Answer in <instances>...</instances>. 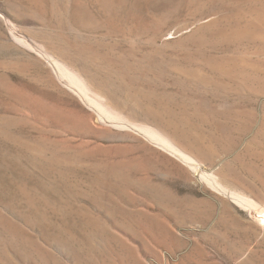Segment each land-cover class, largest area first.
I'll return each instance as SVG.
<instances>
[{
  "label": "rangeland",
  "instance_id": "obj_1",
  "mask_svg": "<svg viewBox=\"0 0 264 264\" xmlns=\"http://www.w3.org/2000/svg\"><path fill=\"white\" fill-rule=\"evenodd\" d=\"M261 5L0 0V214L22 228L0 217V253L10 243L19 264H264V231L201 176L264 208ZM42 53L75 66L126 125L105 121Z\"/></svg>",
  "mask_w": 264,
  "mask_h": 264
},
{
  "label": "bare ground",
  "instance_id": "obj_2",
  "mask_svg": "<svg viewBox=\"0 0 264 264\" xmlns=\"http://www.w3.org/2000/svg\"><path fill=\"white\" fill-rule=\"evenodd\" d=\"M79 1V0H78ZM255 1H260L261 3H264V0H255ZM186 4V3H185ZM140 8V7H139ZM147 10V9H146ZM256 12V16L259 18V20L264 23V5L261 7L256 8L255 10ZM256 21V19H255ZM255 21H252V23H255ZM260 22V23H261ZM259 23V24H260ZM258 24V23H256ZM246 26V25H245ZM253 26V25H252ZM74 28V27H73ZM250 28V27H249ZM256 28V26H255ZM241 29V28H240ZM248 29V28H247ZM251 30H253V28H251ZM250 30V31H251ZM247 31V30H246ZM258 31V30H257ZM253 33V32H252ZM262 33V32H261ZM256 34V33H255ZM246 35H252L250 34H246ZM254 35V34H253ZM258 35V34H257ZM30 47L31 45L28 44ZM33 45V44H32ZM35 49H37L36 47H34ZM43 48V47H42ZM44 49V48H43ZM48 50V48H45ZM86 48H84L83 50H85ZM40 50L41 49H37ZM82 50V49H81ZM65 51V50H64ZM38 52V51H37ZM86 52V51H84ZM39 53V52H38ZM51 53V52H48ZM48 53H42V56H45V58L48 59V61H50V64H52V66L55 68V70L58 71V73L60 74L61 77H64L63 79H67V83H69V86L71 88H73L74 90H76L82 97H86L88 99V101L90 103H93L97 108L96 110H98L100 116L107 121V118L112 120L111 122H113L114 124L118 125V126H125L126 123L124 121V123L118 121L121 120V117L119 116V114H117L116 112L108 109L105 104H103L102 102H99L97 99L91 97L89 95L90 91H93L91 89V87H89V85L87 84V82L84 80V78L82 77V75L80 74V72L78 73L76 71V69L74 67H72L71 65H69L68 63L64 62L66 60H61V58L55 57L54 55H50ZM62 53V52H61ZM73 53V52H72ZM55 54V53H54ZM56 55V54H55ZM57 56V55H56ZM68 56V55H67ZM63 57V56H62ZM90 57V56H88ZM69 60V59H68ZM85 60V59H84ZM88 59L86 58V61ZM92 64V63H91ZM147 64V63H146ZM53 68V69H54ZM84 68V67H83ZM90 70V69H89ZM56 71V72H57ZM58 74V75H59ZM232 74V73H231ZM87 75V74H86ZM90 75V74H89ZM59 76V77H60ZM86 77V76H85ZM91 80V79H90ZM100 95V94H99ZM103 96V95H102ZM55 110V109H54ZM131 121V120H129ZM110 122V121H109ZM133 122V121H131ZM112 123V124H113ZM133 124V123H132ZM143 124V123H142ZM128 126V125H127ZM131 126V125H130ZM157 126V125H156ZM144 128V134L145 137H148L149 139L156 141V142H162L160 143V146L164 147L165 149L173 152L175 155H177L178 157H180L181 159H183L185 162L189 163V166L191 165V167H193L196 170L200 169V164H198V161L196 160V157L194 158V156H192L189 152H185L183 149L179 148V145H176V143L174 141H172L171 139H169L166 135L162 134V132L157 131V130H152V129H148L146 126H142ZM263 127V126H262ZM129 131V130H128ZM127 135V134H126ZM157 144V143H156ZM159 145V144H158ZM193 169V170H194ZM200 171V170H199ZM201 172V171H200ZM201 176L208 182L209 185H211L213 188H215L216 190H218L219 192L227 195L229 198L235 200L238 204H240L242 207H244L246 210H248V212L251 214V216L253 217V219H249V226L251 228H255L257 230H263L264 231V208H262L261 206L258 205V203L251 197V195L249 193H246L245 190L241 191V189H237L234 187H231L229 184L225 183L223 181V176H220L219 174L216 173H206V172H202ZM226 180V179H225ZM228 182V181H227ZM238 185V184H237ZM241 188V187H240ZM252 194V193H251ZM253 196V195H252ZM33 204V203H32ZM227 201H225L224 199H221L220 201V205L222 208L225 209V207L227 206ZM8 205V204H7ZM2 206V205H1ZM33 206V205H32ZM8 208V207H7ZM6 208V210H7ZM39 209V208H38ZM14 212V211H13ZM7 215V214H6ZM17 215V214H16ZM1 220L3 221V223L6 225L5 228H7L9 231L11 232H16V234H18V232L20 231L19 229V225L20 223L16 224L15 222L7 219L5 216V214H0ZM11 218V217H10ZM13 220V219H12ZM15 220V219H14ZM18 221V219H17ZM16 221V222H17ZM20 222V221H19ZM26 223V222H25ZM22 224V223H21ZM25 225V224H24ZM25 227V226H24ZM29 228V227H28ZM27 229V228H26ZM26 231V230H25ZM23 232V231H22ZM264 233V232H263ZM39 238V237H38ZM10 242V241H9ZM50 242V241H49ZM13 243V242H12ZM10 244V243H9ZM9 244H6L5 249L3 250V253H0V262L2 264H19L20 261L23 262V260H20L17 255L14 256L15 252H12L11 250V246ZM13 246V245H12ZM18 246V245H17ZM14 248V247H13ZM12 248V249H13ZM59 248V247H58ZM17 250V249H16ZM48 250V248H47ZM68 250V249H67ZM23 251V250H22ZM41 253V252H40ZM44 253V252H43ZM66 253V252H65ZM17 254V253H16ZM24 254V253H21ZM49 254V253H48ZM45 260H46V256H44ZM55 258V257H54ZM20 261H19V260ZM76 261V260H75ZM25 264V263H24Z\"/></svg>",
  "mask_w": 264,
  "mask_h": 264
}]
</instances>
